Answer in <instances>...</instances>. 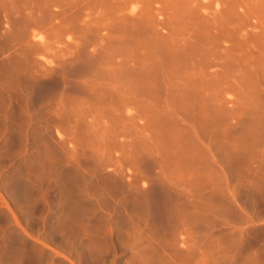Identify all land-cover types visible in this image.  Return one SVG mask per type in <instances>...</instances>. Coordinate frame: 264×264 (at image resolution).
I'll return each mask as SVG.
<instances>
[{
    "label": "rangeland",
    "instance_id": "rangeland-1",
    "mask_svg": "<svg viewBox=\"0 0 264 264\" xmlns=\"http://www.w3.org/2000/svg\"><path fill=\"white\" fill-rule=\"evenodd\" d=\"M0 264H264V0H0Z\"/></svg>",
    "mask_w": 264,
    "mask_h": 264
}]
</instances>
